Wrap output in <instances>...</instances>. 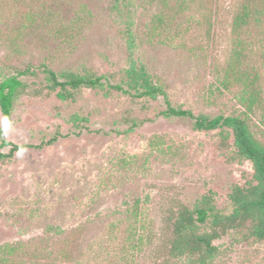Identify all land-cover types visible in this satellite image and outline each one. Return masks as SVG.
Instances as JSON below:
<instances>
[{"label": "rangeland", "instance_id": "1", "mask_svg": "<svg viewBox=\"0 0 264 264\" xmlns=\"http://www.w3.org/2000/svg\"><path fill=\"white\" fill-rule=\"evenodd\" d=\"M132 1L137 57L172 104L212 117L240 111V90H223L219 82L244 0H218L209 34L196 15L177 12L171 1ZM112 5L113 0H0V73L36 68L35 76L23 78L29 89L15 105V130L5 138L40 145L57 133L64 136L0 162V247L32 248L29 255H4L0 249V260L155 264L166 253L169 217L179 206L191 208L213 193L218 209L228 213L232 188L255 183L253 165L236 156L230 130L198 131L190 119L166 118L163 98L83 88L74 100L63 101L45 88L42 65L122 81L128 52ZM157 17L164 21L159 27ZM262 19L242 39L249 52L246 70L257 77L264 98V10ZM74 116L87 119L88 130L75 134L80 130ZM131 120L143 124L129 131ZM252 129L264 140L261 110L253 115ZM49 227L70 233L69 255L53 254L65 236L48 233ZM219 244L229 251L224 264H264V241L231 232Z\"/></svg>", "mask_w": 264, "mask_h": 264}, {"label": "trees", "instance_id": "2", "mask_svg": "<svg viewBox=\"0 0 264 264\" xmlns=\"http://www.w3.org/2000/svg\"><path fill=\"white\" fill-rule=\"evenodd\" d=\"M173 2V8L181 14H194L207 28L208 34L216 16L218 0H163ZM132 0H113L111 11L124 27L123 36L128 52V67L124 78L113 83L106 75L91 72H74L72 70L55 71L47 65L40 66L44 75L45 88L55 92L60 100H74V92L81 89L118 92L132 99L157 100L163 98L165 110L161 113L166 118H184L193 121V128L198 131L228 129L234 137L236 156L250 161L254 169V184L244 187L234 186L229 194L231 210L228 213L218 209L213 193L199 198L189 208L179 206L169 217L170 238L166 253L155 264H224L228 249L219 242L231 232L241 234L245 241H264V140L253 132L252 118L260 110L264 114L263 89L256 84L257 77H251L246 70L249 58L248 45L242 39L253 21L263 22L264 0H244L238 8L232 23L234 46L224 70L219 86L223 90L238 88L237 97L240 111L230 115H195L191 110L175 107L164 85L154 80L145 63L137 57L139 37L135 31ZM157 17L155 27L163 24ZM0 112L12 120L15 105L26 94L29 85L25 77L36 75V68L29 65L17 68L13 74L0 73ZM73 124L80 131L88 130L87 119L80 116L72 118ZM129 131L141 126L140 121H129ZM128 131V132H129ZM69 136V135H68ZM64 137L55 134L49 141L40 145L14 144L0 136V162L12 160L18 147L26 149H43ZM9 148L8 153L3 150ZM48 233L65 236L62 244L56 245L61 256L69 255L70 233L59 227H49ZM69 237V238H68ZM4 255H29L32 248L21 244H5L0 247ZM14 259L5 258L0 264L14 263Z\"/></svg>", "mask_w": 264, "mask_h": 264}, {"label": "clouds", "instance_id": "3", "mask_svg": "<svg viewBox=\"0 0 264 264\" xmlns=\"http://www.w3.org/2000/svg\"><path fill=\"white\" fill-rule=\"evenodd\" d=\"M15 130L14 122L10 120L9 117L4 116L0 118V136L7 137ZM27 151L26 148L23 146L18 147L17 152L15 153L16 157L22 158L25 152Z\"/></svg>", "mask_w": 264, "mask_h": 264}]
</instances>
